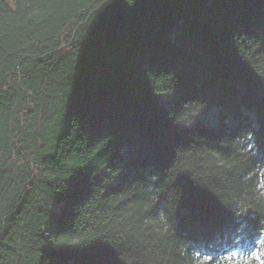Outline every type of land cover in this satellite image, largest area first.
<instances>
[{
    "label": "trees",
    "instance_id": "trees-1",
    "mask_svg": "<svg viewBox=\"0 0 264 264\" xmlns=\"http://www.w3.org/2000/svg\"><path fill=\"white\" fill-rule=\"evenodd\" d=\"M262 177L264 0H0V264L264 260Z\"/></svg>",
    "mask_w": 264,
    "mask_h": 264
},
{
    "label": "rangeland",
    "instance_id": "rangeland-1",
    "mask_svg": "<svg viewBox=\"0 0 264 264\" xmlns=\"http://www.w3.org/2000/svg\"><path fill=\"white\" fill-rule=\"evenodd\" d=\"M216 111L210 108L206 111L194 114V116L187 120L186 126H191L195 123H203L212 125L215 123ZM264 185V177L261 178V187ZM195 255L194 264H204L212 259L220 260L222 264H264V260L260 255L259 247L257 244H248L246 246L234 245L233 243L225 246L217 253H211L205 248L198 246L193 248Z\"/></svg>",
    "mask_w": 264,
    "mask_h": 264
},
{
    "label": "water",
    "instance_id": "water-1",
    "mask_svg": "<svg viewBox=\"0 0 264 264\" xmlns=\"http://www.w3.org/2000/svg\"><path fill=\"white\" fill-rule=\"evenodd\" d=\"M252 211L250 209H247V214L250 215Z\"/></svg>",
    "mask_w": 264,
    "mask_h": 264
}]
</instances>
